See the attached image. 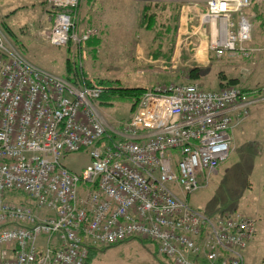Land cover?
Returning a JSON list of instances; mask_svg holds the SVG:
<instances>
[{
	"label": "built area",
	"instance_id": "2783aa9c",
	"mask_svg": "<svg viewBox=\"0 0 264 264\" xmlns=\"http://www.w3.org/2000/svg\"><path fill=\"white\" fill-rule=\"evenodd\" d=\"M187 1L205 5L193 35L208 31L216 58L258 51L246 10L264 0ZM49 2L48 42L81 51L90 35L79 31L80 0ZM258 91L159 85L114 128L98 105L103 86L33 65L0 31V264H86L89 247L133 239L170 264H245L256 222L207 215L189 196L229 159L235 117L249 114ZM76 153L90 158L79 173L63 163ZM10 191L38 210L7 202Z\"/></svg>",
	"mask_w": 264,
	"mask_h": 264
},
{
	"label": "rangeland",
	"instance_id": "374dc122",
	"mask_svg": "<svg viewBox=\"0 0 264 264\" xmlns=\"http://www.w3.org/2000/svg\"><path fill=\"white\" fill-rule=\"evenodd\" d=\"M125 1L129 5L128 8L145 4L144 1L138 0H122V4ZM7 2L8 0H0V31L33 65L56 76H66L69 70L68 57L75 53L72 52L75 48L71 45V47H54L48 42L47 34L51 29L55 13L49 0L45 7H38L34 12L29 10L30 7H9ZM254 6L246 10L253 29L252 41L248 46L258 50L252 57L237 55L232 59L225 58L214 62L212 60L193 62L191 70L199 75L196 79H190V71L187 68L181 73L182 76H179V73L173 80L164 73L158 77H149L150 73H141L137 67L141 62L136 59L143 60V57L146 59L151 56L158 59L163 52V48H161L162 52H159L160 40L155 39L152 32L162 28L159 22L151 26L147 25V29L141 28L138 26L137 13L131 12L127 21L121 24L122 30L125 27L127 29L128 43H131L130 40H135V43L128 45L126 39L114 40L116 43H112L111 36L103 37L100 29L88 23L87 11L92 5L88 0H80L79 31L89 34L90 37L95 36L96 39L101 36V43L96 41L95 45L89 46L80 58L73 54V66L79 73H85L87 81H109L114 86L123 88H134V86L148 88V81L158 84L156 86L196 84L207 91L224 88L222 83L228 84L230 80L237 81L234 86L238 87L264 86V5ZM133 35H136L135 39H132ZM168 45L164 49L168 58L167 61L164 60V67L174 66L177 71L181 65L178 61L171 62L172 59L168 57L174 54L175 46ZM258 92L260 102L263 103L253 105L246 117L234 121L232 131L243 127L242 138L235 141V150L219 167L218 172L210 177L208 184L189 196V202L194 208L207 215L241 213L253 219L256 222V235L248 255L256 263L264 264V90ZM131 107L132 101L125 99L124 96H118L112 105L100 106V111L110 127L118 128L130 119L133 113ZM247 120H249L248 124L244 126ZM239 136L240 132L238 138ZM63 163L70 170L80 172L90 163V158L87 153H76L66 156ZM12 200L14 204L29 202L27 198H19V196L13 197ZM90 264L170 263L158 255L155 244L142 239H133L113 246L99 247Z\"/></svg>",
	"mask_w": 264,
	"mask_h": 264
},
{
	"label": "crops",
	"instance_id": "0c3cea01",
	"mask_svg": "<svg viewBox=\"0 0 264 264\" xmlns=\"http://www.w3.org/2000/svg\"><path fill=\"white\" fill-rule=\"evenodd\" d=\"M163 2L167 3V6L164 7V8H167L165 10L167 15L171 13L172 8L175 9L176 7V9L178 10V14H179L178 22H177L178 31L174 38V42H173V46H175V50L173 51L174 54L173 55L170 54L168 57L169 59L170 58L172 59L171 62L173 63L178 61L179 65H181L180 66L181 68L175 71L176 68L174 66L164 67V60L167 61L166 59H168L166 53L163 54L162 56H161L162 54L161 53L160 58L158 59L155 58L154 56H151L150 58H146V59H144L143 57V60L136 59V60H139V62H141V65L139 66L136 65V66L138 67V70L141 73H144V74L150 73L149 77H152V78L158 77L160 74L164 73L170 77L169 79L174 80V78L177 77L179 73H180L179 76H182L181 73L183 71H186L187 68L190 71L192 68L193 62L194 63L208 62L210 61V57L213 54H211L208 50V43H209L208 31L201 35H197V36L193 35V32L200 25L199 17L206 10L205 5L202 3H193L187 0H163ZM89 3H91L92 7L89 8V11H87V14H88L87 21L90 25H93L94 27L100 29L101 30L100 33L103 37L109 38L111 36L110 38L113 40L112 43H116L114 40H124V39H126L127 41L126 44L128 45L129 44L133 45V43H135V40H130L131 43H128L129 40H127V35H128L127 29L125 27L122 30L121 23H124L127 21L129 13L131 12L138 13L137 12L138 7L135 6V7L128 8L129 5H127V1H125L122 4V0H92V1L89 0ZM7 5L9 7L15 6L17 8L20 6L30 7L29 10L34 12L36 11L38 7H45L47 5V0H8ZM80 33H84V32H80ZM95 34L96 32L94 30V35ZM131 37L132 39H135L134 37H136V35H133ZM96 41L100 44L101 36L97 37ZM123 43L124 42L122 41L121 44ZM126 46L127 45H125V47ZM164 49H163V52H165ZM160 61H163V62H160ZM147 63L149 65H147ZM148 82H149V84L147 85L148 88H145V86H134V88H141V89L147 90V89H150V87L153 88L154 86L158 85V84L155 85L153 82H150V81ZM258 103L260 104L263 102L259 101ZM235 119H237V117H235ZM248 121L249 120L244 122V126L248 124ZM232 132H231L233 134L232 151H234L235 141H237V139L242 138L241 134L243 132V127L235 128ZM239 132H240V136L238 138ZM253 243H254V239L251 242L249 249H247L246 251L247 254L245 255L246 256L245 264H258V262L256 263L254 260L250 258L251 256L248 255V251H250Z\"/></svg>",
	"mask_w": 264,
	"mask_h": 264
},
{
	"label": "trees",
	"instance_id": "16d2710c",
	"mask_svg": "<svg viewBox=\"0 0 264 264\" xmlns=\"http://www.w3.org/2000/svg\"><path fill=\"white\" fill-rule=\"evenodd\" d=\"M138 1L139 2L144 1V3H145L142 6H137L138 7V10H137V12H138L137 13L138 26L141 28L147 29V25L151 26L152 24L159 22L160 25L162 26V28H160V30L152 31L154 33L155 39L160 40L159 41V44H160L159 45V47H160L159 52H162L161 48L164 49L165 47H167L166 44L167 45L169 44L168 46H173L174 38H175L177 31H178L177 22H178V15L179 14H178V10L176 9V7H175V9L172 8L171 13L167 15V13L165 11L167 8H164L167 6V3L163 2V0H138ZM256 5L254 7H256ZM79 12L80 11H78V17H79ZM78 26L80 29L79 18H78ZM148 31L150 32L149 29H148ZM96 40L97 39L95 38V36H91L89 38V40L84 43L81 51H79L78 49L72 50V52L75 51V53L70 54L68 57L69 58L68 59V63H69L68 73L66 76H64L62 78L75 83L77 81V79H79L80 77L86 76L84 72L79 73L77 71V69L73 66L72 55L74 54V56L76 55V57L79 58L80 53L84 54L85 49H88L89 46L96 44ZM68 47H71V46H68ZM165 53L166 52H162L161 56ZM225 58L226 59H232L234 57L225 56L222 59H225ZM222 59H220V60H222ZM210 60H212L213 62L216 60L219 61V59L216 58L214 55H211ZM189 76L192 79H196L199 75H197V73H194V71L192 69L189 72ZM88 81H89L88 82L89 85L98 84V85H101L105 88V92L103 93L102 97L98 101L99 106H110L114 103V101L117 99L118 96H124L125 99L132 101V107H131L132 112L135 111L141 96L146 91L145 89H141V88H131V87L123 88V87L114 86L113 83H111L109 81H97V82H93L92 80H88ZM222 84H224V88H231V87L242 88L246 92H250L252 90H255L256 88H257V90H262L264 87L263 85H259L257 87H238V86H234L237 84V81H235V80H230L228 84H225V83H222ZM77 173H79V172H77ZM17 196H19V198L20 197H24L25 199L27 198L28 199L27 201H29V202H21V203H19V205H25V206L31 207L35 211L38 210L35 201L30 199L26 194H24L22 192H16V191L6 192L5 200L7 202L13 203V200L11 201V199L13 197H17ZM98 248L99 247H89V255H88V259H87L86 264H88V263L90 264V262L94 259V254L98 253Z\"/></svg>",
	"mask_w": 264,
	"mask_h": 264
}]
</instances>
